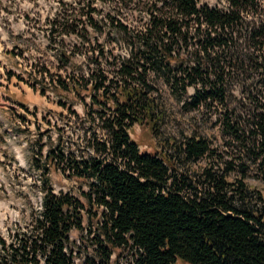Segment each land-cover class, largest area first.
Listing matches in <instances>:
<instances>
[{"label": "trees", "instance_id": "trees-1", "mask_svg": "<svg viewBox=\"0 0 264 264\" xmlns=\"http://www.w3.org/2000/svg\"><path fill=\"white\" fill-rule=\"evenodd\" d=\"M132 3L146 9L141 26L119 15V6ZM92 4L86 0L78 14H73L76 7L71 3L70 8L63 4L48 29L53 36L59 25V33L76 39L73 50H56L65 72L49 73L48 81L60 95L82 104L79 118L70 103L56 101L79 120L78 137L85 145L78 156L70 148L72 141L69 144L59 132L44 155L47 164L68 171L87 184V190L77 198L45 188L41 210L26 229L11 233L10 240L0 236V264H74L69 233L83 229V210L88 219L97 220L94 229L88 227L90 252L81 264H109L112 255L123 250L132 253L134 264H171L177 257L190 264H264V193L240 179L229 181L225 171L211 166L195 170L192 164L214 151L206 138L177 140L163 134L167 112L154 83L159 73L167 74L169 84L177 81L170 75L171 65L182 67L194 83L191 75L197 68L188 65L174 46L185 42L189 24L195 21L217 25L215 34L207 36L215 39L227 14L198 5L197 0H101L98 12ZM100 22L112 25L124 54H114L91 39L89 29H98ZM260 28L264 29V16ZM77 46L84 49L79 64L72 60ZM255 118L250 136L243 140L229 123L225 134L231 141L250 142L243 145L261 157L264 180V114ZM134 124L159 138V150H139L130 137ZM37 166L45 175L47 168ZM232 168L229 164L227 170ZM90 207L95 208L92 217Z\"/></svg>", "mask_w": 264, "mask_h": 264}, {"label": "rangeland", "instance_id": "rangeland-1", "mask_svg": "<svg viewBox=\"0 0 264 264\" xmlns=\"http://www.w3.org/2000/svg\"><path fill=\"white\" fill-rule=\"evenodd\" d=\"M77 1L0 0V236L6 240H10L11 233L24 231L33 214L40 211L45 188L55 193L69 192L77 198L87 190V184L71 177L68 171L47 164L44 157L59 132L69 144L72 141L70 148L78 156L85 145L78 137L82 130L79 120L56 101L70 103L79 118L84 111L82 104L60 95L48 81L49 73L65 72L56 50H73L72 44L76 43L73 34L59 33V25L52 27L50 36L49 21L63 4L76 7L73 14L82 13L78 7L86 0H79L75 6ZM197 4L225 12L228 20L211 40L207 36L215 34L217 25L190 23L185 42L174 46L188 65L197 68L191 75L194 83L177 65L170 67V75L177 78L171 84L165 79L166 73L155 75L154 83L167 112L162 132L177 140L184 136L206 138L214 153L194 162L195 170L211 166L218 172L225 171L229 181L240 179L264 193L261 157L257 159L256 154L247 151L249 141L247 145L246 140L231 141L225 134L229 123L238 129L243 140L250 136L255 117L264 114V29L260 28L264 0H197ZM92 5L97 12L103 8L101 0H93ZM119 7V15L127 23L141 26L146 19L142 3ZM97 12L95 19L99 18ZM102 23L101 31L89 29L91 39L111 48L114 54H124L112 25ZM75 50L72 60L79 64L84 49L77 46ZM130 137L140 151L153 153L160 148L159 138L139 124L131 127ZM37 164L47 168L45 175ZM229 164L233 165L231 170H227ZM94 210L90 207L89 216ZM82 214L83 229H71L69 233L74 264H81L90 252L92 234L88 227L94 229L97 220L88 219L85 210ZM109 264H134V257L123 250L118 256L112 255ZM171 264L190 263L177 257Z\"/></svg>", "mask_w": 264, "mask_h": 264}]
</instances>
